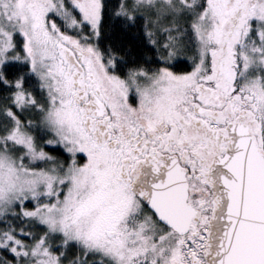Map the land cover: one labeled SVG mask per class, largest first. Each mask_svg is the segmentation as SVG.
<instances>
[{"label": "rangeland", "instance_id": "obj_1", "mask_svg": "<svg viewBox=\"0 0 264 264\" xmlns=\"http://www.w3.org/2000/svg\"><path fill=\"white\" fill-rule=\"evenodd\" d=\"M103 2L116 8L112 17L117 21L141 22L146 43L154 51L149 63L160 66H150V72L133 69L125 77L142 87L141 96L157 104L164 103L176 88L178 75L184 74L167 66L191 65V72L184 75L187 80L216 71L221 40L230 31L235 6L234 0H0V65L26 61L39 94L15 92L14 109L18 113L29 109L25 123L10 109L0 114V208H17L21 216L60 234L62 244L75 243L82 256H95L91 264H167L165 252L172 235L141 206L131 203L142 233L129 245L121 235L103 236L93 212L84 210L102 183L101 175L108 171L109 157L95 150L80 131L66 84L48 71L56 68L50 60L60 42L92 51L103 58L108 75L99 80L102 91L121 103L125 86L114 80H120L113 68L115 58L98 46ZM242 4L226 44L227 65L239 86L259 93L264 154V0H242ZM15 39H20L24 56ZM5 119L10 122L8 129L3 126ZM45 148H59L68 161ZM45 245L41 251L18 255L38 257L36 264H55L57 253L50 249L54 244Z\"/></svg>", "mask_w": 264, "mask_h": 264}, {"label": "flooded vegetation", "instance_id": "obj_2", "mask_svg": "<svg viewBox=\"0 0 264 264\" xmlns=\"http://www.w3.org/2000/svg\"><path fill=\"white\" fill-rule=\"evenodd\" d=\"M234 2L230 31L225 32L215 59L216 71L196 74L191 80L184 78L191 71L178 75L176 88L163 104L141 96L142 87L119 75L120 80H114L124 84L123 98L121 103L111 101L99 82L108 78L103 58L92 51L59 43L50 60L56 68L48 71L66 84L76 125L95 150L109 157L108 171L101 175L102 183L89 204L98 226L103 227V236L126 237L125 245L138 239L142 223L138 213L132 212L133 202L172 235L165 252L167 264H206L207 223L214 210L209 169L227 149L228 127L246 126L262 152L259 93L239 86L227 65L226 44L243 9L242 0ZM95 104L103 109L101 114L94 110ZM167 162L182 173L186 203L193 210L184 234L160 223L133 193V184L143 170H160Z\"/></svg>", "mask_w": 264, "mask_h": 264}, {"label": "water", "instance_id": "obj_3", "mask_svg": "<svg viewBox=\"0 0 264 264\" xmlns=\"http://www.w3.org/2000/svg\"><path fill=\"white\" fill-rule=\"evenodd\" d=\"M228 134L223 157L209 169L214 210L203 257L206 264H264V157L246 126H230ZM133 193L160 223L178 234L187 231L193 210L175 164L143 170Z\"/></svg>", "mask_w": 264, "mask_h": 264}, {"label": "trees", "instance_id": "obj_4", "mask_svg": "<svg viewBox=\"0 0 264 264\" xmlns=\"http://www.w3.org/2000/svg\"><path fill=\"white\" fill-rule=\"evenodd\" d=\"M108 5L107 2H103L98 46L101 51L115 58L114 71L119 76L125 77L127 71L133 69L140 68L148 72H150V66H154V69H157L160 66L159 63H149V60L154 56V51L146 43L141 22L136 21L130 25L125 24L121 20L117 21V19L112 17L116 8ZM15 43L18 52L21 56H24L20 39H15ZM167 68L175 73H186L191 70V65L179 62L167 66ZM21 79H23L22 82L19 81ZM17 90H20L23 94L39 95L26 61L1 64L0 114L4 110L10 109L13 114H16L22 120V123H25L27 121L25 118L29 112L28 107H25L28 110L22 109L20 113L14 109L13 99ZM36 118L38 119V116ZM4 122L6 123L4 124ZM3 124L8 129L10 122L5 119ZM32 132L35 133L34 130ZM45 150L49 154L61 157L65 162L68 161L59 148H45ZM81 162L82 159L79 157L78 164H81ZM89 206L84 208V210L90 214L92 211ZM31 220V218L18 214L17 208H0V264H36L38 257L27 259L20 257L18 254L20 252L28 254L30 250L34 249L41 251L46 246L45 242L47 241L54 244L50 249L51 252L55 251L57 253V256H54L55 264H79V261H81V264H91L94 262L95 259L91 260V258H95V256H92L91 253L86 255L83 253L82 256L75 243L67 242L62 244L60 234L50 233L44 226ZM40 239L42 242H36ZM34 244L36 245L34 246Z\"/></svg>", "mask_w": 264, "mask_h": 264}]
</instances>
